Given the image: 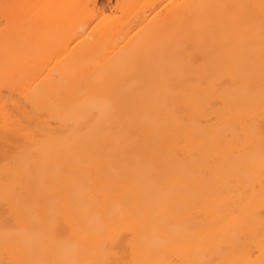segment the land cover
<instances>
[{
  "label": "bare ground",
  "instance_id": "6f19581e",
  "mask_svg": "<svg viewBox=\"0 0 264 264\" xmlns=\"http://www.w3.org/2000/svg\"><path fill=\"white\" fill-rule=\"evenodd\" d=\"M188 4L253 5L254 23L244 28L219 8L193 9L188 19L177 7ZM260 4L261 0H0V129L6 72L16 73L17 87L14 93L8 91L13 98L24 97L31 127L46 129L30 146L43 167L22 193L17 229L7 237L6 156L0 135V259L6 239L24 258L30 245L46 238L47 227H41L45 219L48 226L59 219L70 227L73 249L60 255L80 259L99 257L98 245L95 252L81 249L89 248L94 232L109 216L122 221L121 227L135 228L141 254L154 264L198 260L229 240L234 209L241 206L239 166L245 154L219 148L206 132L215 123L213 111L195 107L190 98L209 89H228L230 115L259 123ZM5 5L30 7L6 10ZM185 38L196 43L185 49ZM250 46L256 60L254 96L245 87ZM33 96L49 103L33 108ZM112 100L119 102V119L103 128L97 124L100 113L94 105ZM121 126L131 129L130 141L167 137L166 149L182 153L184 163L164 175L146 166L135 183L120 181L115 190L105 191L94 171L95 157L85 145L99 132L116 134ZM242 132L243 127L224 129L235 136ZM249 139L258 153L259 134H249ZM196 150L199 155L194 157ZM28 165L23 159L16 167ZM112 174L106 170V175ZM42 198L55 214L45 218L42 207L36 206ZM249 198L250 208L244 212H258L259 190ZM247 223L240 243L258 248L260 217L247 215ZM238 256L221 253L218 264Z\"/></svg>",
  "mask_w": 264,
  "mask_h": 264
},
{
  "label": "snow or ice",
  "instance_id": "6c2138e0",
  "mask_svg": "<svg viewBox=\"0 0 264 264\" xmlns=\"http://www.w3.org/2000/svg\"><path fill=\"white\" fill-rule=\"evenodd\" d=\"M5 9L17 7H30L18 5H5ZM186 11L188 19L192 18L193 9H223L225 13L232 17L234 22L244 28L253 25L254 17L253 5H179ZM261 9L259 16V92L261 104V119L257 124L251 119H240L230 115L229 91L215 92L209 89L203 95H193L190 100L195 107L202 108L204 111H213L215 123L206 132L210 135L219 148L231 147L234 153H244L239 166L242 172L241 191L239 194L240 205L234 209V216L230 221L231 238L222 240L209 254L198 260H186L184 264H218L217 257L221 253L238 252L239 256L235 259H225L219 264H264V0L259 5ZM7 12L5 21H7ZM30 23V22H29ZM196 43L190 38H185L181 46L188 48ZM251 45V42H249ZM199 59V57H197ZM196 60L192 61L195 65ZM256 67L255 48L250 46L249 55L245 61V69L249 73L246 91L250 96L256 93V81L254 72ZM3 89L6 100L4 103V125L0 129L3 137L5 149L4 167V215L3 228L5 235L13 233L17 229L16 219L19 215L21 204L20 197L25 188L34 179V173L43 167V162L36 156L30 146L39 142L43 131L31 127V122L27 119L28 105L24 97L13 93L17 87L16 73L6 72L3 78ZM203 84V81H199ZM31 106L49 103L48 99H40L36 96L31 98ZM119 102L116 100L97 102L94 108L100 113L98 125L103 128H111L112 121L118 120L117 115ZM241 127L245 132L239 136L225 134L224 129L239 130ZM259 134V151L254 148L249 139V134ZM132 135L130 128L121 126L116 134L99 132L92 137L90 143L85 145V150L95 157V174L100 178L105 191H113L117 188L120 181H130L135 183L147 166L152 172L164 175L168 168L180 166L184 163L183 154L166 149L164 140L167 137L149 136L142 142L130 141L127 138ZM199 150L193 152L197 157ZM23 159H28L29 165L26 169H18L16 165ZM112 170V175H106V170ZM258 175V183L255 177ZM236 182V177L231 178ZM259 190L261 197V207L258 212L250 210L244 212V208H250V192ZM36 206H41L48 215L55 214L56 210L47 199L36 201ZM247 215L260 217L261 240L258 248H248L240 243L246 230L249 228ZM122 221L106 217L103 221L102 229L94 232L95 239L90 242L88 249H81L84 252H95L97 245L100 254L96 259H80L75 256H61L73 249V236L70 227L63 221L57 219L51 226L42 221L41 227H47V236L38 244L30 245L27 255L20 258L18 249L10 246L9 241L5 240L4 258L0 259V264H154L143 257L138 246L136 231L133 226L121 227ZM168 264H178L177 261H169Z\"/></svg>",
  "mask_w": 264,
  "mask_h": 264
},
{
  "label": "rangeland",
  "instance_id": "374dc122",
  "mask_svg": "<svg viewBox=\"0 0 264 264\" xmlns=\"http://www.w3.org/2000/svg\"><path fill=\"white\" fill-rule=\"evenodd\" d=\"M106 1V0H105Z\"/></svg>",
  "mask_w": 264,
  "mask_h": 264
}]
</instances>
